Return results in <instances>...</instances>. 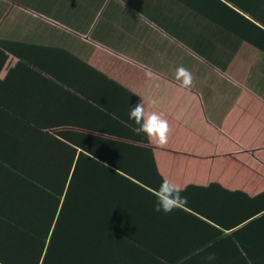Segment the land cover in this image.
Here are the masks:
<instances>
[{
  "label": "crops",
  "instance_id": "crops-1",
  "mask_svg": "<svg viewBox=\"0 0 264 264\" xmlns=\"http://www.w3.org/2000/svg\"><path fill=\"white\" fill-rule=\"evenodd\" d=\"M179 67L191 87L176 79ZM141 102L168 121L167 143L133 132L129 110ZM52 137L79 152L126 143L124 163L145 179L137 182L146 191L130 187L139 194L133 205L154 206L157 164L185 190L178 210L198 218V239L255 220L232 239L251 233L260 243L264 0H0V152L9 183L20 176L19 148H50ZM48 155L41 161L50 164ZM157 214L144 215L143 227L161 229L165 213Z\"/></svg>",
  "mask_w": 264,
  "mask_h": 264
},
{
  "label": "trees",
  "instance_id": "trees-1",
  "mask_svg": "<svg viewBox=\"0 0 264 264\" xmlns=\"http://www.w3.org/2000/svg\"><path fill=\"white\" fill-rule=\"evenodd\" d=\"M52 139L50 148H19L13 184L0 152V264H208L209 253L216 256L210 264H264L263 234L260 243L251 233L248 241L232 239L255 220L226 235L213 227L216 232L200 240L193 234L198 218L177 208L161 214V229L143 227L144 215L156 221L159 214L145 200L132 203L139 194L130 187L146 191L145 179L124 163L126 143L79 152ZM49 150L50 164L41 161ZM145 152L154 156L153 149ZM155 171L165 180L157 164Z\"/></svg>",
  "mask_w": 264,
  "mask_h": 264
},
{
  "label": "clouds",
  "instance_id": "clouds-1",
  "mask_svg": "<svg viewBox=\"0 0 264 264\" xmlns=\"http://www.w3.org/2000/svg\"><path fill=\"white\" fill-rule=\"evenodd\" d=\"M176 79L181 81L182 86L185 88L191 87L193 81L191 73L184 67L177 68ZM129 119L136 125L132 129L135 134L143 133L148 138L155 139L161 145L167 143L169 125L162 114L157 112L146 113L144 104L141 102L130 107ZM153 194L156 197L153 210L157 213L168 214L187 203V197L181 195V189L168 180H163ZM215 259V253H209L205 258L208 264Z\"/></svg>",
  "mask_w": 264,
  "mask_h": 264
}]
</instances>
